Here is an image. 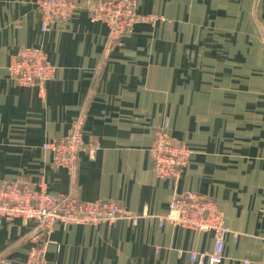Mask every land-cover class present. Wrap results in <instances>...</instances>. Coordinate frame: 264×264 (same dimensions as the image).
I'll return each mask as SVG.
<instances>
[{
	"label": "crops",
	"instance_id": "1",
	"mask_svg": "<svg viewBox=\"0 0 264 264\" xmlns=\"http://www.w3.org/2000/svg\"><path fill=\"white\" fill-rule=\"evenodd\" d=\"M66 23L41 30L36 0H0V180L80 200H112L136 218L97 225L0 221V264H24L47 240L46 264H195L214 237L160 223L175 194L212 198L229 232L218 264H264V0H137L139 22L118 41L78 0ZM40 47L55 67L42 90L8 74L11 55ZM75 184L42 146L72 131ZM164 130L190 150L177 180L155 175ZM207 264V263H206Z\"/></svg>",
	"mask_w": 264,
	"mask_h": 264
},
{
	"label": "built area",
	"instance_id": "2",
	"mask_svg": "<svg viewBox=\"0 0 264 264\" xmlns=\"http://www.w3.org/2000/svg\"><path fill=\"white\" fill-rule=\"evenodd\" d=\"M137 0H96L87 4L93 21L104 23L108 28V41L114 43L129 33L135 24L149 19L136 12ZM41 14V30L51 25L66 23L73 12L83 7L78 0H36ZM9 76L20 86H36L42 90L50 80L55 67L48 61L40 47H22L11 55L7 66ZM82 119L73 124L72 131L50 142L43 148L52 154L55 167L64 168L75 184L78 171V155L85 151L93 157L96 145L86 144L82 137ZM190 150L171 138L164 130L156 133L152 145L155 175L160 179L177 180L187 165ZM21 218L36 222V234L47 237L55 225H97L111 223L119 218L136 222L134 216L123 211L116 202L106 199L80 200L73 194L51 193L43 186L38 188L26 181L0 180V221ZM170 224L214 237L212 252H188L195 264H218L222 259L225 236L229 232L223 221L218 204L209 197L193 192L175 194L160 225ZM47 240L32 247L24 264H46ZM243 264H248L244 262Z\"/></svg>",
	"mask_w": 264,
	"mask_h": 264
},
{
	"label": "rangeland",
	"instance_id": "3",
	"mask_svg": "<svg viewBox=\"0 0 264 264\" xmlns=\"http://www.w3.org/2000/svg\"><path fill=\"white\" fill-rule=\"evenodd\" d=\"M146 17H149V19L145 20V21H151L152 19L154 20L155 17H152V16H146ZM145 21H142V22H145Z\"/></svg>",
	"mask_w": 264,
	"mask_h": 264
}]
</instances>
